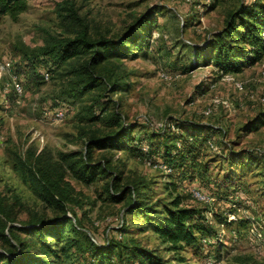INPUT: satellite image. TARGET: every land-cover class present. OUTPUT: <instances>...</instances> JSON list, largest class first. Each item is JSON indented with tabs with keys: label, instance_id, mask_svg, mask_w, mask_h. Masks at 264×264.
<instances>
[{
	"label": "rangeland",
	"instance_id": "1",
	"mask_svg": "<svg viewBox=\"0 0 264 264\" xmlns=\"http://www.w3.org/2000/svg\"><path fill=\"white\" fill-rule=\"evenodd\" d=\"M251 1L25 0L22 10L0 15L2 220L24 230L16 233L24 241V252L37 255L34 264H88L87 239L99 244L115 240L116 228L106 219L124 212L131 196L114 201L110 182L113 192L134 188L146 211L124 214L121 245L134 238L163 264H264V54L239 72H224L215 65L210 42L227 27L230 14ZM84 28L93 39L130 36L123 46L106 51L100 73L107 83L71 98L66 90L72 68L88 56L55 67L48 56L36 58L33 52ZM233 36L225 42L231 43ZM228 74L243 84L242 90L224 79ZM214 97L224 103L205 114ZM103 103L107 109L99 111ZM58 109L64 111L61 120L53 118ZM175 121L181 122V134H195L198 144L185 156L184 170L177 169L184 162L182 154L171 176L157 164L163 158L157 154L168 157L164 152H170L172 143L156 123ZM119 130L126 131L123 143L93 148L84 158L89 139L114 136ZM134 138L155 147L154 157L140 155L132 147ZM204 138H210L217 151L203 146ZM84 161L98 165L94 173L83 174ZM35 166L48 169L67 188L66 208L43 199L28 172ZM194 189L214 196V203L194 200ZM176 195L182 203L216 215L210 218V237L171 250L155 226ZM63 215L70 222L60 237H47L44 247L30 231L31 223ZM224 217L230 223L221 226ZM6 248L0 239V250ZM120 254L119 249L111 251V264H129Z\"/></svg>",
	"mask_w": 264,
	"mask_h": 264
},
{
	"label": "trees",
	"instance_id": "2",
	"mask_svg": "<svg viewBox=\"0 0 264 264\" xmlns=\"http://www.w3.org/2000/svg\"><path fill=\"white\" fill-rule=\"evenodd\" d=\"M24 1L25 0H0V15L16 13L22 10ZM74 18L77 17L75 16ZM232 33H234V36L230 39L231 43H226L225 38L231 37ZM129 36L130 35H127V38H121L119 41L107 37L93 39L88 36L84 28L78 30L73 37L52 39L47 45L34 51L33 56L36 58L40 55L48 56L55 67H60L76 56L87 55L88 58L84 64H75L73 66L71 78L69 80V88L66 90L68 97L76 98L77 96L83 95L86 91L107 83L105 82V76L100 73V69L103 68L101 64L106 59V51L123 46ZM210 40L213 46V52L216 53L214 59L215 65L224 72H239L244 66H251L258 62L264 54V0H252L248 3H241L239 8L230 14L227 27L214 34ZM232 43H242L248 46V49L239 48ZM105 109H107V107L104 103L99 104V111H104ZM262 113H264V110ZM114 117L116 118V115H114ZM115 118H111V121H116ZM157 128L162 131L161 135L169 137L170 139H168V141L172 143L170 152H164V154H168V157L163 154H157L163 157L158 163H163L171 169L168 173L162 170L167 175L172 176L174 171H176L175 164L180 161L182 154H185L184 157L186 156L187 158L191 156V152H193L192 148L198 144V137L193 133H186L187 136L184 137L181 134L182 125L180 121L168 124V127ZM176 128H178L177 132L175 131ZM179 129L180 132H178ZM119 131L120 132L116 133L114 136L89 139L86 143L84 158L87 157V155L88 157L91 156L93 148L101 149L123 143L126 131ZM209 139L210 138L202 139V145L208 150H211L207 144L208 141H211ZM131 144L140 155L150 158L154 157L152 151L155 147H151L141 139L138 140L134 138L131 140ZM141 146H147V151L143 152ZM186 157L183 159L184 162L177 166V169L184 170L186 167ZM97 166L98 165H91L87 161H84V163H82L83 174L87 171H92V173H94ZM28 169L32 181L39 186V191L43 199L66 208V201L70 199L67 188L62 186L48 169L41 166L28 167ZM82 177L88 179V176ZM112 187L113 183L110 182L108 190L111 193L112 199L116 202L122 201L128 194L131 196L128 203L124 206V212H122L123 223L117 228L122 235V239H108L101 244L87 239V253L89 254L88 264H111L112 257L110 253L113 249L120 250L121 254L119 257L122 262H124V258H126L125 261L129 264H163L159 256L154 254L153 251L142 247L134 238H131L128 244H124V246L121 245L126 227L124 214H129V211H138L140 214L143 213L146 215V211L141 207V202H137L134 188L127 187L121 191L114 190L113 192ZM190 195L196 200L192 194ZM196 201L199 202V200ZM200 202L204 203L202 201ZM208 211L209 210H203L195 206L184 204L182 203L181 196L176 195L169 203V206L161 212L163 215L162 222L155 226V232L160 241L163 244L169 245V249L171 250L180 249L182 244L195 245L198 242H203V238L210 237L208 233L212 227L206 217ZM3 213V204L0 200V239L7 245L6 250H0V260L7 261V264H34L37 261V255L29 251L24 252V241H20V236L16 233L24 232V230L16 228L15 226L8 227L7 223L2 220ZM213 215L216 214L212 213V217ZM70 220V217L65 215L43 221L35 219L31 223L33 228L30 231L36 232L38 241L41 245L47 247V237H60L63 227L68 224ZM227 223H230V221H227L225 217L223 221L220 222V224L223 225ZM72 231L77 232L74 226ZM39 261L42 263L44 262L43 258L39 259ZM50 261L54 262L55 260L51 259Z\"/></svg>",
	"mask_w": 264,
	"mask_h": 264
},
{
	"label": "built area",
	"instance_id": "3",
	"mask_svg": "<svg viewBox=\"0 0 264 264\" xmlns=\"http://www.w3.org/2000/svg\"><path fill=\"white\" fill-rule=\"evenodd\" d=\"M5 65H7V69L10 68V64H9V63H7V64H5ZM43 78L47 80V79L49 78V73H48V72L43 73ZM166 79H167V78H166ZM224 79H225V80H231V81H234L233 77L229 76V74H228V75H225ZM13 84H14V89H15L16 91L20 92V91H21V86H20V84L17 83V82H15V80H13ZM234 87H235L237 90H242V89H243V84H242L241 82H236V81H234ZM261 101L263 102L264 99H261ZM222 103H224L223 100H221L220 98L214 97V98L211 100V106H210L207 110H205L204 113H205V114H209V113L212 111L213 108L218 107V106L221 105ZM63 117H64V111H63L62 109H58V110H56V111L54 112V114H53V118H54L55 120H61V119H63ZM167 125H168V124H166V123L164 124L163 122L156 123V126L159 127V128H164V127H166ZM175 130H178V128H176ZM207 144H208V147H209L212 151H214V152L217 151V146H216L212 141H208ZM141 150H142L143 152H146V151H147V146H141ZM157 164H158V167L161 168V169H163L165 172L168 173V172L171 171V169H170L167 165H165V164H163V163H157ZM191 194H192V196H193L196 200L202 201V202L207 203V204H213L214 201H215L214 196H212V195H208V194H205V193H203V192H201V191H199V190H197V189L191 190ZM211 216H212L211 212L208 211V212L206 213V217L208 218V222H209V223H211V219H210ZM106 221H107V222H110L111 224H114V226H115V228H116V238H117V239H122V235H121V233L117 230V228H119V227L122 225V223H123V213H121L120 215L113 216V217H108V218L106 219ZM220 225L223 226V224H220ZM251 230H257V229H256V228H251ZM259 235H261V234H259Z\"/></svg>",
	"mask_w": 264,
	"mask_h": 264
}]
</instances>
